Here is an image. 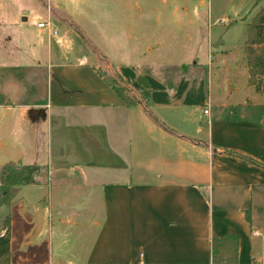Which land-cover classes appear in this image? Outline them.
Returning <instances> with one entry per match:
<instances>
[{"label":"crops","instance_id":"1","mask_svg":"<svg viewBox=\"0 0 264 264\" xmlns=\"http://www.w3.org/2000/svg\"><path fill=\"white\" fill-rule=\"evenodd\" d=\"M105 1L0 0V49L21 53L24 44L30 50L24 82L0 80V127L28 125L23 133L31 136L23 144L0 139V150L13 149L14 160L6 164L47 167L2 208L1 234L3 220L11 219L10 264L39 259L38 224L48 213L59 229L77 230L68 252L80 264H214L212 241L228 234L238 236L237 264H264V93L249 76L243 88L227 68L220 71L218 64L229 58L223 50L207 68L203 101L198 88L176 87L174 70L160 74L150 69L158 63L147 59L152 110L127 106L95 71L91 49L71 60L70 34L82 31L100 55L90 39L108 29L115 73L136 86L133 0H110L108 12ZM137 9L149 30L164 25L168 7ZM149 36L138 47L157 58L164 44H150ZM19 65L0 62V78L12 69L22 75ZM39 72L43 90L37 87L30 104L19 103ZM218 73L227 80L214 90ZM206 106L211 109L201 113Z\"/></svg>","mask_w":264,"mask_h":264},{"label":"rangeland","instance_id":"2","mask_svg":"<svg viewBox=\"0 0 264 264\" xmlns=\"http://www.w3.org/2000/svg\"><path fill=\"white\" fill-rule=\"evenodd\" d=\"M111 1L106 0L102 5L106 7L108 12ZM135 8V20H134V39L132 42L131 58H133V66L137 67L135 72L143 75L146 78V72L143 68L145 61L150 60L151 65L154 62L158 64L153 65V68L150 69L157 71L160 74L169 73L171 70H174L176 73L175 84L176 87L181 86L182 89L198 88L201 94H199L198 101H203L205 95L207 94L208 88V79H207V68L211 66L212 62H215L216 57L219 55L221 59V52L226 50V53L229 55V58L226 63H219L220 71H223L225 68L232 75V82L238 86L243 87L248 84V66L245 59V42L247 40V24L250 23L253 17L264 8V0H167L165 3L164 0H133ZM1 5V3H0ZM148 7H168V12L163 16L164 25L160 29L149 30L145 26V21L137 19V8L146 9ZM173 7H179V12L173 14L171 9ZM187 7L190 11V15L186 16L185 11L182 8ZM170 9V10H169ZM30 25H34V15H31ZM105 16V15H104ZM107 18V16H105ZM181 18L182 20L179 23L180 25H175L176 21ZM189 19H194L195 23L192 26L189 24ZM225 19V20H224ZM148 25H152V22H148ZM180 28V30H179ZM60 34L59 38L62 37V31L60 28L57 29ZM82 31H74L73 34H70L68 39L70 41L69 47L72 50L71 60L74 59L73 56L79 55L85 51V49H91L93 55V62L98 65L102 70L116 69V66L113 63H117L113 60L111 54V31L108 29L97 30L100 34V38L94 36L92 31H84L86 33H91L92 38L90 39L93 42V47L97 49L100 55L87 44V41L81 35ZM149 34H152L153 38L148 37V41L152 44L153 41H160L164 44L162 50L160 51L157 58L155 56H147L144 54V48H139L140 42L143 38H146ZM21 53H17L13 48L12 50L3 49L0 51V62L2 64H10L14 62L15 64H20L17 68H20V73L17 74L16 70H10V72L4 73L3 78L0 80L6 81L7 83H22L24 82V75L29 67H24L29 62L26 60L29 54V46L21 44ZM163 52V53H162ZM6 54L5 57L2 54ZM20 54V55H19ZM117 58H120V55H115ZM245 56V57H244ZM2 57V59H1ZM126 58V57H125ZM153 59V60H152ZM110 60V61H109ZM152 60V63H151ZM158 60V61H157ZM185 67L188 74V82H184L185 72L182 66ZM165 65L169 68H164ZM226 66V67H225ZM40 71L41 68H38ZM144 73V74H143ZM35 84L27 85L26 87L30 90L26 94L20 96L19 103L21 104H30L34 92L39 88L43 90L42 84L44 79L42 73H36ZM147 79V78H146ZM227 78L224 73H218L211 83L214 90H219L226 84ZM258 81H264V76L256 77ZM262 83V82H261ZM142 87L139 83H136V86L132 88L137 89ZM246 93V92H245ZM138 97L143 99V94L141 91L138 93ZM249 97L250 94L246 93ZM245 95V94H244ZM253 97H256V93H252ZM1 97V95H0ZM144 101V99H143ZM258 101V100H256ZM150 105H147V108ZM203 108L210 110L209 106L199 108L201 113H203ZM149 110L151 108H148ZM152 110V109H151ZM198 116V115H197ZM172 128V127H171ZM28 125L16 128H2L0 127V139L2 141L8 140L10 143L20 142L23 144L26 140L30 139L31 136L25 137L24 131H28ZM7 142V143H8ZM6 143V145H7ZM13 149H2L0 150V166H4L8 161L14 160V154L12 153ZM41 151L39 154H42ZM26 160V159H25ZM45 172L46 166L39 164ZM44 173L40 171L36 176L42 177ZM29 202H31L32 197L29 196ZM4 208V207H3ZM4 209L0 210V221L3 217ZM48 213L46 222H42L39 225V231L37 236V241L39 242V250L41 254L38 255L39 259L34 262H29L26 264H50V263H64V264H80L82 262L76 255L68 252V246L70 242L75 239V235L78 233L75 229H69L63 227L59 229L58 223L54 222L53 214ZM52 225V226H51ZM1 226V222H0Z\"/></svg>","mask_w":264,"mask_h":264},{"label":"trees","instance_id":"3","mask_svg":"<svg viewBox=\"0 0 264 264\" xmlns=\"http://www.w3.org/2000/svg\"><path fill=\"white\" fill-rule=\"evenodd\" d=\"M247 40L245 54L249 69V84L254 86L259 93H264V81L256 77L264 76V8H262L247 24ZM98 75L115 91L127 106L143 104L145 107L151 102V88L147 79L139 75L136 82L142 85L137 89L132 88L124 78L115 73L116 69L102 70L94 67ZM262 82V83H261ZM142 92L143 99L138 97ZM42 167L36 165H21L9 163L0 168V210L11 204L18 188L22 185L35 183L36 175ZM10 216L3 220L5 233H0V264H10ZM238 236L228 234L212 241V256L214 264H237Z\"/></svg>","mask_w":264,"mask_h":264},{"label":"built area","instance_id":"4","mask_svg":"<svg viewBox=\"0 0 264 264\" xmlns=\"http://www.w3.org/2000/svg\"><path fill=\"white\" fill-rule=\"evenodd\" d=\"M38 27L43 28V27H45V24H44V23H40V24L38 25ZM53 32H54V34L57 33L55 30H54ZM207 112H208V111H205V113H207Z\"/></svg>","mask_w":264,"mask_h":264},{"label":"water","instance_id":"5","mask_svg":"<svg viewBox=\"0 0 264 264\" xmlns=\"http://www.w3.org/2000/svg\"><path fill=\"white\" fill-rule=\"evenodd\" d=\"M22 21H23V22H26V21H27V17H23V18H22Z\"/></svg>","mask_w":264,"mask_h":264}]
</instances>
